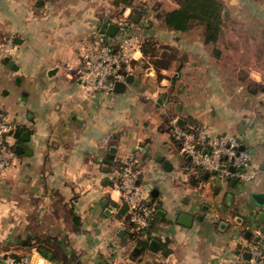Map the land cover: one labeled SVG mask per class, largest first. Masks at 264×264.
<instances>
[{"label": "crops", "instance_id": "0c3cea01", "mask_svg": "<svg viewBox=\"0 0 264 264\" xmlns=\"http://www.w3.org/2000/svg\"><path fill=\"white\" fill-rule=\"evenodd\" d=\"M222 1L217 43H206L201 26L183 32L154 20L147 34L137 30L158 49L123 67L120 80L134 79L122 93H89L78 59L58 48L59 32L45 48L36 44L41 29L26 17L30 0L2 1L3 19L26 34L12 36V73L0 70L18 97L9 100L10 85L0 82V107L27 152L0 174V254H26L30 264H253L245 244L264 226V203L254 197L264 194V0ZM95 23L87 16L79 25L86 33ZM175 119L239 135L255 178L232 184L196 166L173 140ZM133 153L138 185L157 206L151 241L159 244L139 252L115 186ZM183 213L193 216L191 226L180 223Z\"/></svg>", "mask_w": 264, "mask_h": 264}, {"label": "built area", "instance_id": "2783aa9c", "mask_svg": "<svg viewBox=\"0 0 264 264\" xmlns=\"http://www.w3.org/2000/svg\"><path fill=\"white\" fill-rule=\"evenodd\" d=\"M111 42L102 38L89 44L82 52L84 65L80 67V75L86 90L91 92L110 93L116 80H120L122 69L129 66L141 51L142 39L122 28L116 36L110 37ZM18 125L9 114L0 107V174L11 170L17 161L15 136ZM172 137L179 152L207 172L216 171L224 178L240 181H252L254 173L246 168L252 159L251 149L243 144L242 138L236 134L217 135L209 126H181L178 120L173 121ZM136 153L129 155L119 170V178L115 186L121 190L122 200L128 205L129 220L133 231L140 237L141 231L149 227L148 217L154 208L148 205L138 185L139 169ZM245 250L251 254L253 264H264V231L255 228L254 237L245 244ZM25 258L21 261L8 260V264H29Z\"/></svg>", "mask_w": 264, "mask_h": 264}, {"label": "rangeland", "instance_id": "374dc122", "mask_svg": "<svg viewBox=\"0 0 264 264\" xmlns=\"http://www.w3.org/2000/svg\"><path fill=\"white\" fill-rule=\"evenodd\" d=\"M2 1L0 0L1 13ZM132 4L134 7H125V3H121L119 0H30V5L33 7L26 8V17L31 18L34 16L37 20L34 25L35 29H41L39 30V36L42 37V41H36L38 46L41 44L42 49L45 48V38H49L50 35H58L57 32H59L60 35L58 36L64 37V40H57L58 48L63 50L64 54L65 52H70L71 56L78 59V64L81 67L84 65L82 52L89 44L101 38L105 42H111L110 37L112 36L100 32L103 23L117 24L119 30L132 26L136 30V33L130 32L131 34L135 33L139 35L138 31H143L142 33L147 34L149 32L148 29L153 27V24L155 25L154 20L160 22V24L162 21L163 24L162 13L178 7L177 0H133ZM141 14L143 15L141 16ZM87 16L90 20L93 16L96 17L97 23L90 24L88 32L85 33L84 31L82 32L79 22ZM141 18H143L141 22L137 23ZM137 26L138 28L136 29ZM20 29L19 26H14L5 21L0 14V70L4 74L12 73L11 71L15 66L14 55L10 49L15 44L12 36H16L19 33L26 34L22 30L20 31ZM62 30H65L66 33L63 34ZM147 38L149 37H145V39ZM50 44L51 42L49 41V45H46L47 49ZM53 48L51 47L52 50L55 49ZM6 58H8V62H5ZM68 61H70V58L69 60L67 58ZM0 82L6 86L10 85V89L7 90L10 91V95H8L10 97L8 98L9 100H14L18 97L19 88L17 84H13L9 79L3 77L0 78ZM261 102H257L252 96L250 97L251 105H258V109H260ZM42 251L44 253L47 252L45 249H42ZM61 254L63 253L61 252ZM25 258L29 259L26 254L3 253L2 251V254H0V264H8V260L10 259L21 261Z\"/></svg>", "mask_w": 264, "mask_h": 264}, {"label": "trees", "instance_id": "16d2710c", "mask_svg": "<svg viewBox=\"0 0 264 264\" xmlns=\"http://www.w3.org/2000/svg\"><path fill=\"white\" fill-rule=\"evenodd\" d=\"M119 1H121V3H125V7H134L132 4L133 0ZM177 3L178 7L161 14L164 24L170 29L183 32L190 30L194 26H201L203 28L206 43H217L224 24V2L222 0H177ZM142 15L143 14H141V16ZM142 19L143 18L139 19L137 23L141 22ZM125 30L129 33H136V30L132 26H128L127 28H125ZM157 49L158 48L156 42L148 38L142 40L141 51H143V53L147 54L149 51L154 52ZM154 63L155 65H159L161 62L159 60H155ZM162 63L163 64L161 65L163 67L168 66L167 61H163ZM191 126L199 125H190L186 127L190 128ZM121 166L122 162L119 165V170ZM148 205L154 208V210L148 217L149 227L141 231V235L146 234L147 237L143 238L140 237L137 232H131L132 238H136L138 252L149 248L150 241L152 239L151 231L157 215V206H153L150 203H148ZM125 206L128 209L127 204ZM131 226L133 227L132 224Z\"/></svg>", "mask_w": 264, "mask_h": 264}, {"label": "water", "instance_id": "95a60500", "mask_svg": "<svg viewBox=\"0 0 264 264\" xmlns=\"http://www.w3.org/2000/svg\"><path fill=\"white\" fill-rule=\"evenodd\" d=\"M224 15H226V12H224ZM118 30H119V26L117 24H113V23H104L102 24L101 26V33H106L112 37L116 36V34L118 33ZM15 41H19L18 38L15 39ZM21 42V40H20ZM134 79V76L132 74L126 76L125 80H116L115 83H114V86H113V91L116 92V93H122L125 91L126 87H127V84L129 82H132ZM178 124L181 125V126H184V121L183 120H178ZM245 148V145H242L241 149H244ZM15 150L18 154H22L23 152H27L25 150V147L21 144H15ZM159 160H163V156H161L160 158L158 157ZM190 159V158H188ZM165 162V166L169 169L170 168V163L168 161H164ZM213 174L216 173V171H213L212 172ZM236 183V179L232 180V184H235ZM241 186V185H240ZM153 194H155V191L153 192ZM256 198V200L259 202V203H264L263 202V199H264V194L262 193H259V194H255L254 196ZM104 204L107 205L108 204V201H104ZM193 216L188 214V213H183L181 215V218H180V223L185 225V226H191L192 222H193ZM262 230L264 231V226L262 228ZM248 236H250V233L247 234ZM159 242L157 240H152L150 245L152 248L156 249L157 246H158ZM245 259L247 261H249L251 259V254L249 252H246L245 255H244ZM249 264V263H247Z\"/></svg>", "mask_w": 264, "mask_h": 264}]
</instances>
